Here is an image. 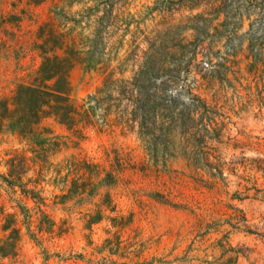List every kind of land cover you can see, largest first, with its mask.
I'll return each mask as SVG.
<instances>
[{
  "label": "rangeland",
  "instance_id": "374dc122",
  "mask_svg": "<svg viewBox=\"0 0 264 264\" xmlns=\"http://www.w3.org/2000/svg\"><path fill=\"white\" fill-rule=\"evenodd\" d=\"M71 44L44 164L0 132V264H264V0H0V98Z\"/></svg>",
  "mask_w": 264,
  "mask_h": 264
},
{
  "label": "trees",
  "instance_id": "16d2710c",
  "mask_svg": "<svg viewBox=\"0 0 264 264\" xmlns=\"http://www.w3.org/2000/svg\"><path fill=\"white\" fill-rule=\"evenodd\" d=\"M30 1L39 2V0ZM99 30L98 25L91 32L90 41L93 47L100 35ZM56 46L59 47L60 44ZM72 46V44L71 47L62 46V55H43L31 80L17 84L9 96L0 98V132L8 130L25 140L28 145L27 150L32 153L29 157L32 163L35 159L40 161V165L45 162L42 152L46 150L43 147L46 141L39 138L40 133L37 131L39 121L45 116H53L59 123L70 128L76 116L80 115L68 96V71L71 68V57L77 53ZM84 53L90 54V49ZM23 162V155H13L7 161L9 167L7 174L18 178ZM3 227L6 228L5 225ZM0 254H4L2 245H0Z\"/></svg>",
  "mask_w": 264,
  "mask_h": 264
}]
</instances>
